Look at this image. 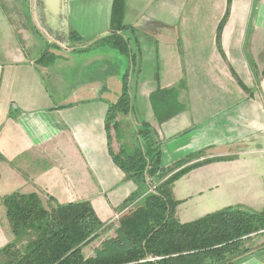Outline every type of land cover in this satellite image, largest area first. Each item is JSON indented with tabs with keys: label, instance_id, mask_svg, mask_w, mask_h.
Returning a JSON list of instances; mask_svg holds the SVG:
<instances>
[{
	"label": "crops",
	"instance_id": "0c3cea01",
	"mask_svg": "<svg viewBox=\"0 0 264 264\" xmlns=\"http://www.w3.org/2000/svg\"><path fill=\"white\" fill-rule=\"evenodd\" d=\"M27 1L0 0V249L16 241L3 203L14 192L88 202L115 236L127 199L155 183L114 160L139 144L128 143L134 129L155 137L166 169L198 155L169 188L179 222L231 207L220 166L264 141V0H124L116 29L114 0H39L35 26ZM245 245L234 264H264V232Z\"/></svg>",
	"mask_w": 264,
	"mask_h": 264
},
{
	"label": "trees",
	"instance_id": "16d2710c",
	"mask_svg": "<svg viewBox=\"0 0 264 264\" xmlns=\"http://www.w3.org/2000/svg\"><path fill=\"white\" fill-rule=\"evenodd\" d=\"M123 10L124 0H114L113 29L127 27L122 23ZM114 38L126 45L122 35ZM123 88L120 104L128 105L129 91ZM144 136L134 148L121 144L114 160L128 179L150 178L155 183L142 200L137 194L127 199L133 208L129 206L121 217L114 237L108 235L112 226L104 225L88 202L50 206L38 194L11 193L3 203L16 241L0 249V264H234L248 251L246 239L264 232V210L231 206L193 222H179L169 188L200 164L198 155L166 169L155 137ZM103 235L107 238L95 255L87 257L84 248ZM24 240L28 242L20 246Z\"/></svg>",
	"mask_w": 264,
	"mask_h": 264
},
{
	"label": "rangeland",
	"instance_id": "374dc122",
	"mask_svg": "<svg viewBox=\"0 0 264 264\" xmlns=\"http://www.w3.org/2000/svg\"><path fill=\"white\" fill-rule=\"evenodd\" d=\"M38 5H39V0H31V2L27 1V3L24 2V11L22 10V13H21L23 16L24 22L26 21L35 26L33 17H34V13H36V11L38 10L37 9ZM124 10H123V14H124ZM36 15L39 19V14L37 13ZM135 15L136 14L133 15L132 17L133 19L136 18ZM123 16L124 15H122V19H123ZM130 16H132L131 12H130ZM122 58L124 61H128L127 59H125L124 56H122ZM127 73L131 75V79L133 76L134 77L136 76V71L130 72L129 65H128V68H126V74ZM70 80L71 79H69L68 81L69 83H67L68 86H70L71 84H74V83H70ZM46 83L48 87L51 88V85L55 82L48 81ZM130 84L131 83L129 80L125 82V84L121 88V94L123 91H125L123 87L127 86L128 88ZM127 90L129 91V88ZM137 123L135 125L136 127H139ZM137 130L134 129V132H131L128 138L129 139L128 143L133 146L134 144H137V142L140 143V140H142V138L145 137L144 134H142L140 137L136 135ZM261 147H262V150L260 151L251 152L249 154H246L245 156H241L242 159L239 162L230 163V165L228 166H220L223 169L222 171H225V170L231 171L230 183L232 185L231 187L234 189H232V191H229L223 195L224 197H227L228 204L232 206H238V207L247 206L255 210H261V211L264 210V141H262ZM216 169L218 170V168ZM109 236H114L113 231L109 233ZM105 238L106 236L102 237L101 240H97L91 243L90 245H88L87 247H85L84 248L85 255L87 257L94 256L95 249L100 247L101 241ZM27 242L28 240L27 241L24 240L21 244L25 245V243ZM247 245L249 247H252V246L256 247L255 242H251Z\"/></svg>",
	"mask_w": 264,
	"mask_h": 264
}]
</instances>
